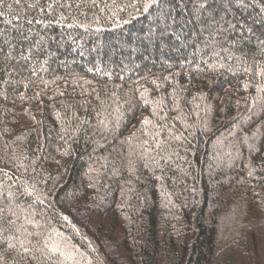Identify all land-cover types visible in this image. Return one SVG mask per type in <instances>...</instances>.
Wrapping results in <instances>:
<instances>
[{"label": "trees", "instance_id": "16d2710c", "mask_svg": "<svg viewBox=\"0 0 264 264\" xmlns=\"http://www.w3.org/2000/svg\"><path fill=\"white\" fill-rule=\"evenodd\" d=\"M0 13V208L43 264L264 262V0Z\"/></svg>", "mask_w": 264, "mask_h": 264}, {"label": "snow or ice", "instance_id": "6c2138e0", "mask_svg": "<svg viewBox=\"0 0 264 264\" xmlns=\"http://www.w3.org/2000/svg\"><path fill=\"white\" fill-rule=\"evenodd\" d=\"M48 7L51 8L52 5L49 4ZM145 7L147 8V5ZM3 212L4 209L0 208V264H43L51 261L47 242L40 239L43 233L30 232L24 224L17 225L16 221L20 217L15 211L11 216L2 215ZM12 216H15V219H12ZM26 223L34 224L30 219H26ZM34 227L38 228L39 225L34 224ZM33 240L36 242L33 243Z\"/></svg>", "mask_w": 264, "mask_h": 264}, {"label": "rangeland", "instance_id": "374dc122", "mask_svg": "<svg viewBox=\"0 0 264 264\" xmlns=\"http://www.w3.org/2000/svg\"><path fill=\"white\" fill-rule=\"evenodd\" d=\"M253 225H249V226H247L248 228H250V227H252ZM259 226H261L262 227V229L264 230V228H263V226H264V223H261V224H259V225H257L256 227H258L259 228ZM225 227L227 228V229H229V231H230V227H232V224H230V223H226L225 224ZM254 227V226H253ZM252 227V229L254 230V228ZM260 231V230H259ZM259 258H262V259H264V254L263 255H261V256H259V257H257V258H255V263H258V261H260L259 260ZM257 259H258V261H257ZM264 261V260H263ZM252 261L251 260H246L244 257H242L241 256V258H239V261H238V263L239 264H250ZM254 263V262H253ZM262 264H264V262H262Z\"/></svg>", "mask_w": 264, "mask_h": 264}]
</instances>
